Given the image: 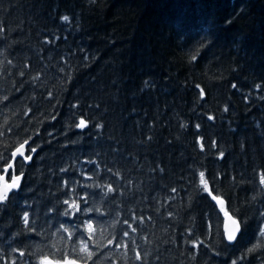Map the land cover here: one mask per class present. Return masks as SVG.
Returning <instances> with one entry per match:
<instances>
[{
	"label": "trees",
	"instance_id": "16d2710c",
	"mask_svg": "<svg viewBox=\"0 0 264 264\" xmlns=\"http://www.w3.org/2000/svg\"><path fill=\"white\" fill-rule=\"evenodd\" d=\"M0 29V152L36 147L0 205V264H83L81 240L87 264H264V0H0ZM85 193L93 211L65 216Z\"/></svg>",
	"mask_w": 264,
	"mask_h": 264
},
{
	"label": "snow or ice",
	"instance_id": "6c2138e0",
	"mask_svg": "<svg viewBox=\"0 0 264 264\" xmlns=\"http://www.w3.org/2000/svg\"><path fill=\"white\" fill-rule=\"evenodd\" d=\"M62 19L66 22L69 21L68 16H64V17H62ZM0 31H2V29H0ZM61 71H63V69H61ZM20 75H24V73L21 72ZM33 79L34 80L39 79V76L33 77ZM51 95L52 94L49 93V96H51ZM203 95H204L203 90H201V96H203ZM4 99H7V97H4ZM225 111H227V109H225ZM208 119L211 120V119H214V117L209 116ZM87 126H88V122L86 120H84L83 118H81L79 123L77 124V127L81 128V129L86 128ZM197 127H199V125H197ZM2 135H3V132L0 131V136H2ZM30 140H31V137L23 140L22 142H19L17 144V146L14 148V150L12 151L10 159L8 157H5L3 155V153L0 152V161L6 162V166L3 168L2 172H0V205H4L5 202H7L10 199V194L17 192L21 187V181L24 177L23 162L31 161L32 160L31 153L36 152V147H30V148L26 149V146L29 145ZM5 147H8V145H5ZM200 147L203 150V147H204L203 144H201ZM26 151L29 154L26 155L25 154ZM220 156L223 157L222 152L220 153ZM17 157L21 158V171L19 172V174L16 173V168L14 166L16 161H17ZM9 170H11L10 176H9ZM61 171H67V169H62ZM199 178H200V186L203 188V190L206 193H208V195L211 197V199L213 201H215L217 205L220 206V211L223 212V214H224V217H225L224 235H225L227 241L229 243L234 242L237 239V234L241 233V231H242V227H241L242 221L234 215L235 210H233L230 213L229 210L225 207V200L223 199L222 196H220L218 193L215 195L213 194V191L209 186V180L206 178L204 172L199 173ZM260 185L262 187H264V173L260 174ZM64 186L68 187L67 181H65ZM114 191H115V189L112 187V185H107V192L108 193H111ZM173 191H176V190L173 189ZM72 192L74 193L75 189H72ZM87 198H88V193H85L84 196L79 197V199L72 198V197H70L69 199H65L63 201V204L67 205V208L64 210L63 214L65 216H68L70 214L74 215V214L79 213L81 211H83L84 213H89V212L93 211V209H91V208H84L83 210L81 209L80 200H83L84 203H87ZM97 211H99V209H97ZM134 219H135V217H134ZM140 219L142 221L143 217H141ZM23 222H24L26 227H28L30 224L29 215L27 212H25V214L23 216ZM124 223L127 224L128 221L125 220ZM129 227L132 229L133 232L137 231V229L132 228V226L130 224H129ZM208 227H209V230L212 229L213 225L211 222H209ZM61 228L63 229L64 232L68 233L69 239H71L73 236V233L70 232L69 229L65 228L63 225H61ZM29 230L35 231L34 228H29ZM85 230L88 233L89 239H92L93 234L96 232V228L91 221L86 222ZM123 235L125 237H127L129 235V233L127 231H125L123 233ZM260 236L262 238H264V228H261ZM114 240H115V236H113L112 239L108 240V244H112ZM133 243H135V241H133ZM122 246L125 248L128 247L127 244H123V245L121 243L116 244L117 248H120ZM260 247H264V240H262L260 243H257L256 245H254L252 249H249V252L254 251L256 248H260ZM14 251H19V250L14 249ZM72 251L83 254V256L81 257L83 264H87V261L91 260L93 258V256L95 255V253L89 249L87 241H84V240L80 241V246L78 249L74 247L72 249ZM19 254H20V256L23 257L25 255V252L20 251ZM136 259H138V260L143 259V257L140 255L139 252L136 253ZM13 264H15V261H13ZM39 264H80V261H78L77 259L69 258L68 254L65 253V257L63 260H54L52 258H49L47 255L42 256L39 259ZM232 264H236V261H233Z\"/></svg>",
	"mask_w": 264,
	"mask_h": 264
},
{
	"label": "water",
	"instance_id": "95a60500",
	"mask_svg": "<svg viewBox=\"0 0 264 264\" xmlns=\"http://www.w3.org/2000/svg\"><path fill=\"white\" fill-rule=\"evenodd\" d=\"M26 149H27V146H26ZM26 153H27V151H26ZM26 153H25V154H26ZM18 158H19V157H17V159H18ZM31 162H32V160H31V161H28V163H31ZM6 178H7V177H6ZM218 206H219V205H218ZM219 207H220V206H219ZM230 213H231V212H230ZM224 227H225V226H224ZM239 235H240V233L237 234V239H238ZM237 239H236V240H237ZM236 240H235V241H236ZM235 241H234V242H235Z\"/></svg>",
	"mask_w": 264,
	"mask_h": 264
},
{
	"label": "bare ground",
	"instance_id": "6f19581e",
	"mask_svg": "<svg viewBox=\"0 0 264 264\" xmlns=\"http://www.w3.org/2000/svg\"><path fill=\"white\" fill-rule=\"evenodd\" d=\"M28 146V145H27ZM26 155H27V153H26ZM15 166V165H14ZM10 171V170H9ZM215 195V194H214ZM219 207V206H218ZM225 207H226V202H225ZM219 209H220V207H219ZM230 212V211H229ZM224 215V214H223ZM224 220H225V217H224ZM241 227H242V225H241ZM232 243H234V242H232Z\"/></svg>",
	"mask_w": 264,
	"mask_h": 264
},
{
	"label": "rangeland",
	"instance_id": "374dc122",
	"mask_svg": "<svg viewBox=\"0 0 264 264\" xmlns=\"http://www.w3.org/2000/svg\"><path fill=\"white\" fill-rule=\"evenodd\" d=\"M27 154H28V152H27Z\"/></svg>",
	"mask_w": 264,
	"mask_h": 264
}]
</instances>
